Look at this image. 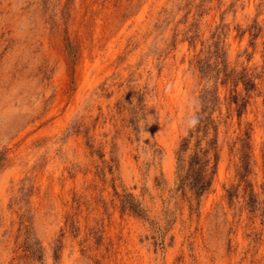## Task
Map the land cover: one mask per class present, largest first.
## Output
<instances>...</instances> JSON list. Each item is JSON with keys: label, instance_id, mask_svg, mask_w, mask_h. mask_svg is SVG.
I'll list each match as a JSON object with an SVG mask.
<instances>
[{"label": "rangeland", "instance_id": "obj_1", "mask_svg": "<svg viewBox=\"0 0 264 264\" xmlns=\"http://www.w3.org/2000/svg\"><path fill=\"white\" fill-rule=\"evenodd\" d=\"M0 264H264V0H0Z\"/></svg>", "mask_w": 264, "mask_h": 264}, {"label": "trees", "instance_id": "obj_2", "mask_svg": "<svg viewBox=\"0 0 264 264\" xmlns=\"http://www.w3.org/2000/svg\"><path fill=\"white\" fill-rule=\"evenodd\" d=\"M192 134H189L184 139L183 147H187L189 145V142L191 140ZM195 165H198V167H195ZM206 163L202 161L199 153H195L191 156L190 164H189V171L188 174L184 177L182 180L183 183L188 182V184L191 185V187H195L194 192L199 196L203 193L205 189L208 188L210 183H206V171L207 168L205 167Z\"/></svg>", "mask_w": 264, "mask_h": 264}]
</instances>
